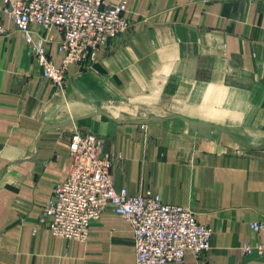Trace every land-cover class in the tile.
<instances>
[{
    "label": "crops",
    "instance_id": "obj_1",
    "mask_svg": "<svg viewBox=\"0 0 264 264\" xmlns=\"http://www.w3.org/2000/svg\"><path fill=\"white\" fill-rule=\"evenodd\" d=\"M126 1L133 28L95 59L72 64L60 90L42 75L33 46L0 0V23L11 28L0 35V264H136L132 225L111 209L91 224L84 242L57 238L42 221L55 184L72 166V120L106 136L117 188L151 191L213 228L205 260L264 264V253L245 250L263 237L252 223L264 217V149L253 142L251 151L234 153L215 139L217 129L209 139L191 133L185 120L219 125L251 144L234 134L242 119L264 120V0ZM50 35V58L60 66L62 33L55 28ZM117 91L139 96L151 111L117 116L97 106L101 95ZM200 105L209 114L222 106L225 121L204 120L195 112ZM152 116L161 120L142 131L136 121ZM47 125L59 127L45 131ZM197 261L189 252L167 264Z\"/></svg>",
    "mask_w": 264,
    "mask_h": 264
},
{
    "label": "built area",
    "instance_id": "obj_2",
    "mask_svg": "<svg viewBox=\"0 0 264 264\" xmlns=\"http://www.w3.org/2000/svg\"><path fill=\"white\" fill-rule=\"evenodd\" d=\"M3 1V14L33 46L42 75L60 90L66 86L72 64L95 59L101 48L134 25L126 0ZM55 28L62 33L58 50L65 53L60 66L50 58L48 48ZM10 32L8 25L0 23V35ZM69 151L73 162L68 177L55 184L43 210L42 221L53 236L66 242L87 241L91 224L111 209L132 225L136 264L182 262L189 252L197 257L196 264H211L204 256L211 248L213 228L202 224L191 208L165 203L151 191L133 194L126 187L117 188L114 160L105 150L103 136L77 128ZM252 228L263 237L245 250L264 253V217L253 222Z\"/></svg>",
    "mask_w": 264,
    "mask_h": 264
},
{
    "label": "rangeland",
    "instance_id": "obj_3",
    "mask_svg": "<svg viewBox=\"0 0 264 264\" xmlns=\"http://www.w3.org/2000/svg\"><path fill=\"white\" fill-rule=\"evenodd\" d=\"M198 89V88H196ZM137 98H139V96H133L131 94H125L122 91H117L115 94H105V95H101L100 96V100L101 102L97 103L98 107H103L104 106H109L107 108H109V110H111L112 112L115 113V115L120 116L122 114V112H124L123 114H136L138 113V116H141L144 112V114H148L151 110L147 109L145 111V107L149 106L148 103H143L142 101L138 100ZM199 98H202V96H199ZM210 106H213L215 104V102H209L208 103ZM163 105H167L166 102H164ZM222 105V104H219ZM73 106V105H72ZM104 108V107H103ZM212 110H210V114L207 112H204V106L200 105L195 107V112H197V114L201 117H203L204 120L210 121V122H224V119H221L220 115L223 112V107L220 106V108H218L217 110L215 108H212ZM134 112L136 113H133ZM121 113V114H120ZM183 113H185L186 115H191L194 114V112H190V110H183ZM122 114V115H123ZM73 113H69L67 115V117H73ZM121 115V116H122ZM102 118H104L105 120H108L109 118L102 116ZM136 118V117H135ZM134 118V119H135ZM129 119V118H127ZM73 121V129H72V134L75 132V130L77 128L82 129V127H79V125H77V122ZM234 124L237 123V119L235 118L234 120H231ZM66 123H62L61 126H63ZM77 127H76V125ZM153 124V121H147L144 123H140L139 128L142 131H146V129L148 130V125ZM85 129V128H84ZM234 134V133H233ZM237 138L245 140L246 142H249L250 145H243L240 144L239 142H237L236 140H234L232 138V136L226 134L224 131L217 129L215 131V139L217 141H220L223 145H225L226 147H228V149H230L232 152L234 153H242V152H247V151H251L253 146V142H255L256 144H261L260 147H262L264 149V120L259 118V117H247L246 119H242L241 120V125L239 126V131H235V134ZM105 140V150L108 152L110 158L112 157V155L110 154V152L106 149L107 148V138L106 136L104 137ZM261 142V143H260ZM199 220V219H198Z\"/></svg>",
    "mask_w": 264,
    "mask_h": 264
},
{
    "label": "water",
    "instance_id": "obj_4",
    "mask_svg": "<svg viewBox=\"0 0 264 264\" xmlns=\"http://www.w3.org/2000/svg\"><path fill=\"white\" fill-rule=\"evenodd\" d=\"M100 113H104L106 114L107 116H110L109 114L105 113L103 110L99 111ZM158 120H161L159 117H155V116H152L150 118H147V119H140V120H137L136 122L137 123H143V122H146V121H158ZM188 124H189V127L191 129V133H194V132H198L199 134L209 138V139H212L213 138V132L216 130V129H220V130H223L225 131V129L219 125H216V124H212V123H209V122H205V121H201V120H192V119H185ZM118 122H122L120 120H117ZM56 127H59V125H47L44 130L47 131L51 128H56Z\"/></svg>",
    "mask_w": 264,
    "mask_h": 264
}]
</instances>
